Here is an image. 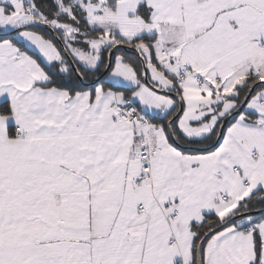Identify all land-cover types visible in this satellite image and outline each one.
<instances>
[{
	"label": "snow or ice",
	"instance_id": "6c2138e0",
	"mask_svg": "<svg viewBox=\"0 0 264 264\" xmlns=\"http://www.w3.org/2000/svg\"><path fill=\"white\" fill-rule=\"evenodd\" d=\"M0 264H264V0H0Z\"/></svg>",
	"mask_w": 264,
	"mask_h": 264
}]
</instances>
